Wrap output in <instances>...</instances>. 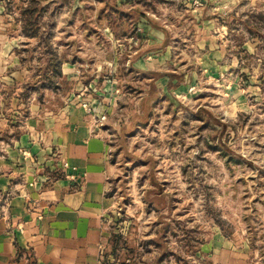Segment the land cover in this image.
Listing matches in <instances>:
<instances>
[{
    "label": "rangeland",
    "instance_id": "1",
    "mask_svg": "<svg viewBox=\"0 0 264 264\" xmlns=\"http://www.w3.org/2000/svg\"><path fill=\"white\" fill-rule=\"evenodd\" d=\"M52 1L51 45L77 79L24 91L46 56L14 24L23 0H0V42L25 58L20 78L0 55V146L61 107L94 121L88 102L106 115L120 263L211 264L202 243L221 234L264 264V0Z\"/></svg>",
    "mask_w": 264,
    "mask_h": 264
},
{
    "label": "crops",
    "instance_id": "2",
    "mask_svg": "<svg viewBox=\"0 0 264 264\" xmlns=\"http://www.w3.org/2000/svg\"><path fill=\"white\" fill-rule=\"evenodd\" d=\"M0 45L9 75L21 78L25 70L11 51L15 45L2 38ZM134 64L157 67L151 58ZM61 72L77 79L71 63H62ZM27 127L0 146V264H123L110 250L115 200L108 194L113 168L104 131L73 106ZM62 161L76 167L77 181L65 177L70 170ZM202 247L212 255L211 264H260L246 246L221 234Z\"/></svg>",
    "mask_w": 264,
    "mask_h": 264
},
{
    "label": "trees",
    "instance_id": "3",
    "mask_svg": "<svg viewBox=\"0 0 264 264\" xmlns=\"http://www.w3.org/2000/svg\"><path fill=\"white\" fill-rule=\"evenodd\" d=\"M53 3L55 1L45 3V0H23L22 5H17L15 8L17 16H14V24L19 23L20 33L29 40H36V48L39 49V55L46 56V64L41 72L42 78L37 80L38 84L34 86H30L33 85L31 83L25 84L24 91L26 90V92L30 87H34L35 90L57 88L58 79L62 76V60L51 45L54 23L51 21L44 22L43 20L50 15L49 8ZM14 6L11 0H7L4 5L5 12L13 14L12 8ZM24 59V57L20 56V62L23 63ZM112 237H115V235ZM163 255L164 257L168 256L166 253Z\"/></svg>",
    "mask_w": 264,
    "mask_h": 264
},
{
    "label": "built area",
    "instance_id": "4",
    "mask_svg": "<svg viewBox=\"0 0 264 264\" xmlns=\"http://www.w3.org/2000/svg\"><path fill=\"white\" fill-rule=\"evenodd\" d=\"M81 106L85 108L87 111L94 112L93 115L95 116V123L98 127H101L103 125V122L106 119V115L104 111H97L96 107L94 105H90L88 102H82ZM59 156V155H58ZM61 167L65 170L69 169L70 171L65 172V177L72 180L77 181L79 178V174L77 173L76 167L69 165L68 162L62 161Z\"/></svg>",
    "mask_w": 264,
    "mask_h": 264
}]
</instances>
